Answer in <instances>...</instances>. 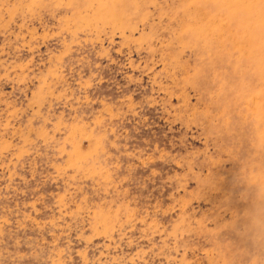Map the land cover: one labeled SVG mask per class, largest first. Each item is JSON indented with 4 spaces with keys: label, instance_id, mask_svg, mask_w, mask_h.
Returning <instances> with one entry per match:
<instances>
[{
    "label": "rangeland",
    "instance_id": "obj_1",
    "mask_svg": "<svg viewBox=\"0 0 264 264\" xmlns=\"http://www.w3.org/2000/svg\"><path fill=\"white\" fill-rule=\"evenodd\" d=\"M0 264H264V0H0Z\"/></svg>",
    "mask_w": 264,
    "mask_h": 264
}]
</instances>
